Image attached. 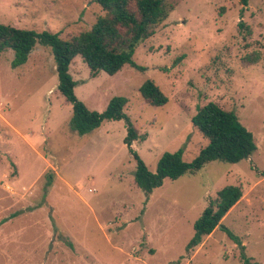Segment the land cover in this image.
Listing matches in <instances>:
<instances>
[{
    "label": "rangeland",
    "instance_id": "1",
    "mask_svg": "<svg viewBox=\"0 0 264 264\" xmlns=\"http://www.w3.org/2000/svg\"><path fill=\"white\" fill-rule=\"evenodd\" d=\"M168 1L175 9L133 55L145 70L125 65L113 76H92L77 56L69 67L75 96L99 113L125 97L124 113L145 136L132 149L152 173L164 153L181 150L191 162L207 146L191 122L207 103L233 112L256 151L237 164L214 161L194 176L165 179L145 194L133 181L125 123L103 121L89 134L74 133L51 49L36 44L16 68L13 51H4L0 264H243L239 245L220 229L186 252L194 223L228 185L242 197L221 225L253 263L264 264V0H248L247 7L238 0ZM103 15L93 0H0V24L63 40ZM240 21L249 36L237 28ZM252 52L261 59L248 66L242 58ZM146 80L167 97L165 105L145 103L139 88Z\"/></svg>",
    "mask_w": 264,
    "mask_h": 264
},
{
    "label": "trees",
    "instance_id": "2",
    "mask_svg": "<svg viewBox=\"0 0 264 264\" xmlns=\"http://www.w3.org/2000/svg\"><path fill=\"white\" fill-rule=\"evenodd\" d=\"M238 1L242 7H247L248 0ZM93 2L101 7L104 15L98 17L88 31L81 32L69 40H63L58 33H39L0 24V54L9 49L13 51L12 68L25 64L36 44L51 49L58 90L72 107L69 124L74 133L86 135L98 129L103 121H123L127 132L123 141L136 160L133 181L145 194H150L162 186L165 179L176 180L184 175L194 176L210 162L237 164L251 157L257 149L252 134L233 112L223 110L216 103H207L197 109L191 121L198 133L208 140L207 146L200 150L191 162L182 159L181 150L164 153L158 160L155 172H150L132 149V144L143 142L145 136L138 133L130 118L124 113L128 100L117 96L110 100L102 113L89 110L74 94L77 83L72 79L69 67L72 61L80 56L92 76L97 75L99 71L113 76L125 65L143 72L145 69L133 61L135 50L154 35L157 27L175 9V5L168 0H93ZM237 28L247 30L248 36L251 34L242 21L238 22ZM181 59L182 57L178 60ZM260 59L257 52H252L245 55L242 62L253 66L258 64ZM139 93L150 106L159 107L168 102L167 97L152 80H146L139 88ZM241 197L242 191L238 186L228 185L217 192L216 198L208 202L194 223L193 237L186 246L187 253L200 245L204 237L220 229L239 245L240 260L243 264H257L244 254L241 241L221 225L222 219ZM17 214L18 212L12 214L10 218Z\"/></svg>",
    "mask_w": 264,
    "mask_h": 264
}]
</instances>
